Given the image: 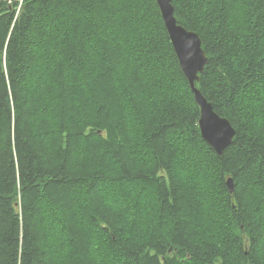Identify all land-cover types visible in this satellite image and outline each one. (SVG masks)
Returning <instances> with one entry per match:
<instances>
[{
  "label": "trees",
  "instance_id": "obj_1",
  "mask_svg": "<svg viewBox=\"0 0 264 264\" xmlns=\"http://www.w3.org/2000/svg\"><path fill=\"white\" fill-rule=\"evenodd\" d=\"M0 0V264H264V0ZM233 180V191L226 186Z\"/></svg>",
  "mask_w": 264,
  "mask_h": 264
},
{
  "label": "water",
  "instance_id": "obj_2",
  "mask_svg": "<svg viewBox=\"0 0 264 264\" xmlns=\"http://www.w3.org/2000/svg\"><path fill=\"white\" fill-rule=\"evenodd\" d=\"M164 27L169 35L170 43L175 51L180 69L186 77L195 103L199 107L198 128L202 139L219 156L231 144L235 129L230 122L218 115L212 104L195 86L199 74L204 70L208 57L201 46L200 36L179 24L173 14L171 0H156ZM228 191H233V180H226Z\"/></svg>",
  "mask_w": 264,
  "mask_h": 264
},
{
  "label": "bare ground",
  "instance_id": "obj_3",
  "mask_svg": "<svg viewBox=\"0 0 264 264\" xmlns=\"http://www.w3.org/2000/svg\"><path fill=\"white\" fill-rule=\"evenodd\" d=\"M12 1H18V3H19L18 4V9H19L22 0H7L8 3H11Z\"/></svg>",
  "mask_w": 264,
  "mask_h": 264
}]
</instances>
